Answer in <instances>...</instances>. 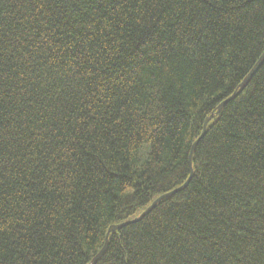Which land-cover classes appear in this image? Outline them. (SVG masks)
Segmentation results:
<instances>
[{
    "label": "trees",
    "instance_id": "trees-1",
    "mask_svg": "<svg viewBox=\"0 0 264 264\" xmlns=\"http://www.w3.org/2000/svg\"><path fill=\"white\" fill-rule=\"evenodd\" d=\"M264 0H0V264H264ZM219 111V106L231 98Z\"/></svg>",
    "mask_w": 264,
    "mask_h": 264
},
{
    "label": "water",
    "instance_id": "water-1",
    "mask_svg": "<svg viewBox=\"0 0 264 264\" xmlns=\"http://www.w3.org/2000/svg\"><path fill=\"white\" fill-rule=\"evenodd\" d=\"M263 62H264V53H263V55H262V57H261L259 63H258L257 66L255 67V69H254V70L249 74V76L247 77V80H246V81L250 80V79L253 77V75L255 74V72L258 70V68L260 67V65H261ZM234 96H235V95H233V96H232L231 98H229L227 101L223 102V103L219 106V111L221 110V108H222L225 104H227V103H229L231 100H233ZM211 117H213V116H211ZM211 117H210V118H211ZM210 118H208V119L205 121L204 126H203V131H202V134H201L200 138L194 143V145H193L192 148H191L190 155H189L190 177L188 178V180L186 181V183H185L183 186H181V187H179V188L173 190L172 192L167 193V194H165V195L159 197V198H158V199H157V200H156V201H155V202L149 207V209H148L145 213H143L139 218H136V219H134L133 221H130V222H127V223H123V224H120V225H116V226L111 227V228L109 229L107 235H106L105 243H104V245H103L101 251L98 253V255L96 256V258L94 259V261H93L92 264H97V263L102 259V257L105 255V253H106V251H107V249H108V245H109L108 240H109L110 233L117 232L118 230H120V229H122V228H124V227H126V226H128V225H130V224H135V223L141 221L146 215H148L150 212H152L154 209H156V207L158 206V204H159L162 200H164V199H166V198H170V197L176 195L177 193H179V192H181V191H183V190L186 189V187L189 185L191 179H192L193 176H194V173H193V170H192V156H193L194 150L196 149L198 143H199V142L204 138V136L206 135L207 127H208V123H209V121L211 120Z\"/></svg>",
    "mask_w": 264,
    "mask_h": 264
}]
</instances>
